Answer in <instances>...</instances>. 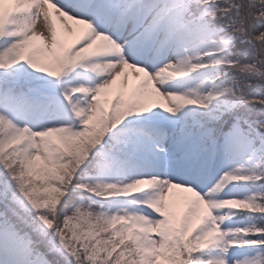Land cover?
<instances>
[{"label": "snow or ice", "instance_id": "obj_1", "mask_svg": "<svg viewBox=\"0 0 264 264\" xmlns=\"http://www.w3.org/2000/svg\"><path fill=\"white\" fill-rule=\"evenodd\" d=\"M0 264H264V0H0Z\"/></svg>", "mask_w": 264, "mask_h": 264}, {"label": "bare ground", "instance_id": "obj_2", "mask_svg": "<svg viewBox=\"0 0 264 264\" xmlns=\"http://www.w3.org/2000/svg\"><path fill=\"white\" fill-rule=\"evenodd\" d=\"M54 19L56 21H58V23H59L58 32H60L61 34L65 35L66 38H70V37H67V34L65 33V30H64V23L65 22L61 21L57 16H55ZM69 24H71V23H69ZM125 79L127 80V84H128V82H130V83L137 82L135 80L134 76L132 75L131 70H129L127 77L126 78L123 77V79H121L120 81L117 82V87H119L121 81H124Z\"/></svg>", "mask_w": 264, "mask_h": 264}, {"label": "rangeland", "instance_id": "obj_3", "mask_svg": "<svg viewBox=\"0 0 264 264\" xmlns=\"http://www.w3.org/2000/svg\"><path fill=\"white\" fill-rule=\"evenodd\" d=\"M55 16H56V14L53 12V18H54ZM63 22H64V21H63ZM68 23H71V22H68ZM56 24H57V29H58V28H59V26H58V25H59L58 21H56ZM67 39H70V38H67ZM121 79H123V77H122ZM134 83H137V82H133V83L128 82L127 87H125V93H126V95H127L128 93H130V91H131V86H132ZM115 87H117V86H115ZM159 103H161V104H165V105H166V102L163 101V100L159 101ZM173 192L177 195V197L190 196L189 193H186V192H180L179 190H173Z\"/></svg>", "mask_w": 264, "mask_h": 264}]
</instances>
